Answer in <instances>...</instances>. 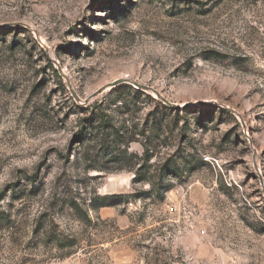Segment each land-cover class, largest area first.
I'll return each mask as SVG.
<instances>
[{"label": "rangeland", "instance_id": "obj_1", "mask_svg": "<svg viewBox=\"0 0 264 264\" xmlns=\"http://www.w3.org/2000/svg\"><path fill=\"white\" fill-rule=\"evenodd\" d=\"M0 264H264V0H0Z\"/></svg>", "mask_w": 264, "mask_h": 264}, {"label": "trees", "instance_id": "obj_2", "mask_svg": "<svg viewBox=\"0 0 264 264\" xmlns=\"http://www.w3.org/2000/svg\"><path fill=\"white\" fill-rule=\"evenodd\" d=\"M134 93V94H132ZM127 95L131 98V99H137L140 97L141 94H137L135 92H133V89H130L128 88L127 90ZM142 97L144 99H151V96H147V95H144L142 94ZM120 100V99H119ZM121 105L124 107V108H127V103H122L121 102ZM129 111V110H128ZM128 113V112H127ZM91 120V119H89ZM104 122L103 125V128L105 131L106 134H108L110 137H113L114 140L117 139V138H120V131H115L114 129H112L110 126L109 123H106L104 120H102V118L100 117H96L94 119V121H90L93 124H96L98 122ZM91 125V126H92ZM101 125V123L99 124ZM92 138V134H88V132H86L85 134H83V136H81V139L85 140L86 143H88ZM106 139H107V135H106ZM108 141V140H107ZM107 143L106 140H102L100 142H97V144H95L92 148H87L84 150L83 152V156L81 158V160L83 161V163L85 164V168L87 170V172H90V171H96V172H100V173H113V172H108V170L101 166L100 165V162H98V159L99 158H105L104 155L107 153ZM88 146V145H86ZM119 147V146H118ZM118 153H120V156H130V157H133L134 155L133 154H129L128 152V147H125V146H122V147H119L118 149ZM116 156L112 155V158H115ZM121 199V196H114V197H109L108 199H105V202H101L98 204V201H100V198L97 194V191H95V197L94 199L90 200L89 204L86 206L87 209L91 208L93 210H96V211H99L101 210L102 208H105V207H111V206H116L118 204H111L107 201L109 200H119ZM68 207L75 210V211H78V212H81V214H83L84 210L81 206V204H79L78 202L72 200L71 202H69L68 204ZM84 215V214H83Z\"/></svg>", "mask_w": 264, "mask_h": 264}, {"label": "water", "instance_id": "obj_3", "mask_svg": "<svg viewBox=\"0 0 264 264\" xmlns=\"http://www.w3.org/2000/svg\"><path fill=\"white\" fill-rule=\"evenodd\" d=\"M137 87H138V88H141L140 85H137ZM142 89H143V90H147V91L149 90V89H147V88H142Z\"/></svg>", "mask_w": 264, "mask_h": 264}, {"label": "bare ground", "instance_id": "obj_4", "mask_svg": "<svg viewBox=\"0 0 264 264\" xmlns=\"http://www.w3.org/2000/svg\"><path fill=\"white\" fill-rule=\"evenodd\" d=\"M145 91H147V90H145ZM148 92V91H147Z\"/></svg>", "mask_w": 264, "mask_h": 264}]
</instances>
